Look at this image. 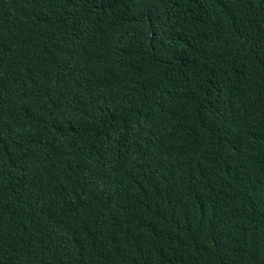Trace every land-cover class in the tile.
<instances>
[{"label":"trees","instance_id":"trees-1","mask_svg":"<svg viewBox=\"0 0 264 264\" xmlns=\"http://www.w3.org/2000/svg\"><path fill=\"white\" fill-rule=\"evenodd\" d=\"M0 264H264V0H0Z\"/></svg>","mask_w":264,"mask_h":264}]
</instances>
